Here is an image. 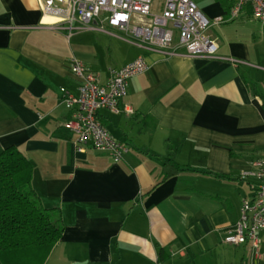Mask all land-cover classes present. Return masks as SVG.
Listing matches in <instances>:
<instances>
[{
	"label": "crops",
	"instance_id": "1",
	"mask_svg": "<svg viewBox=\"0 0 264 264\" xmlns=\"http://www.w3.org/2000/svg\"><path fill=\"white\" fill-rule=\"evenodd\" d=\"M195 2L209 19L230 7ZM40 3L0 0V151L27 158L34 194L61 221L45 264H264V231L258 256L221 241L258 184L241 173L264 155V101L251 89L264 93V41L252 40L251 7L209 27L217 49L206 58L163 56L106 24L68 34ZM138 56L148 68L128 79L133 112L97 115L128 152L77 151L60 90L77 93L70 60L104 82ZM170 158L179 168L167 170Z\"/></svg>",
	"mask_w": 264,
	"mask_h": 264
},
{
	"label": "built area",
	"instance_id": "2",
	"mask_svg": "<svg viewBox=\"0 0 264 264\" xmlns=\"http://www.w3.org/2000/svg\"><path fill=\"white\" fill-rule=\"evenodd\" d=\"M154 1H157L154 4ZM226 15L209 19L194 0H41L44 15L59 13L56 27L68 34L84 28L102 29L103 25L128 35L141 47L163 56H215L217 45L207 33L218 25L239 17L246 5L252 14L264 22V0H230ZM97 21L93 26L92 23ZM69 68L77 81V93L61 87L62 101L72 109L68 122L75 134L74 147L84 151L87 145L107 151L115 160H121L128 146L116 139L97 117L101 109L111 112H133L123 102L128 91V79L148 68L144 56L118 67L110 68L108 78L101 82L84 63L72 58ZM252 169L241 173L242 178L258 181L254 196L243 198L237 221L227 227L221 241L228 245L249 242L255 255L259 249V232L264 231V155L252 161Z\"/></svg>",
	"mask_w": 264,
	"mask_h": 264
},
{
	"label": "trees",
	"instance_id": "3",
	"mask_svg": "<svg viewBox=\"0 0 264 264\" xmlns=\"http://www.w3.org/2000/svg\"><path fill=\"white\" fill-rule=\"evenodd\" d=\"M220 1L225 4L227 0ZM230 5L228 0L227 7ZM251 89L264 101V93L255 84ZM163 165L169 171L179 168L172 158ZM30 180L31 165L27 158L15 147L1 150L0 264H45L61 238L60 219L40 204ZM165 257L164 249L159 247V260Z\"/></svg>",
	"mask_w": 264,
	"mask_h": 264
},
{
	"label": "rangeland",
	"instance_id": "4",
	"mask_svg": "<svg viewBox=\"0 0 264 264\" xmlns=\"http://www.w3.org/2000/svg\"><path fill=\"white\" fill-rule=\"evenodd\" d=\"M156 3H157V1H154V4H156ZM249 20H250V23H252L256 26L253 28L255 33L252 37V40H253V42H257L258 43L257 45H259V43H262V41H264V33L261 34V31H264V26H262V22L260 23V21H258L255 18H250Z\"/></svg>",
	"mask_w": 264,
	"mask_h": 264
},
{
	"label": "bare ground",
	"instance_id": "5",
	"mask_svg": "<svg viewBox=\"0 0 264 264\" xmlns=\"http://www.w3.org/2000/svg\"><path fill=\"white\" fill-rule=\"evenodd\" d=\"M52 16V15H51Z\"/></svg>",
	"mask_w": 264,
	"mask_h": 264
}]
</instances>
